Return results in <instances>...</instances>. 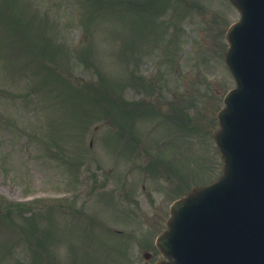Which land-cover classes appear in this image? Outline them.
<instances>
[{
	"label": "rangeland",
	"instance_id": "1",
	"mask_svg": "<svg viewBox=\"0 0 264 264\" xmlns=\"http://www.w3.org/2000/svg\"><path fill=\"white\" fill-rule=\"evenodd\" d=\"M76 1L77 5L75 0H39L40 10L34 6L32 10L37 22L21 39L15 37L13 29L8 34L0 24V203H4L3 207L0 204V264H8V260L28 264L34 258L35 264H153L152 258L146 263L142 257L144 250L151 251V245L145 248L131 244L140 235L146 239L150 230V221L133 208L141 214L143 196L156 194L161 205L155 208L165 211L175 196L173 192L177 196L186 185L213 181L220 173L222 161L211 131L218 127L215 113L223 105L224 93L234 86L223 59L227 47L224 34L227 26L239 18V12L229 0H161L164 12H159L158 19L164 22L172 14L175 19L171 22L182 35L175 43L177 48L183 43L182 54L176 53L181 61L170 67V41L163 37L158 42L160 36L153 38L147 22L141 23L145 33V41L140 39L141 47L149 53L156 43L161 48L156 57L138 60L137 50L131 49V54L124 42L123 51L131 54L137 66L130 71L131 80L134 83L135 78L139 88H127L124 97H143L141 102L127 104L124 117L116 123L110 115L103 121L93 119V111L85 134L73 145V138L79 136L81 118L91 117L87 115L90 100L83 92L93 99L96 98L91 93L108 92V87L119 93L118 86L124 84L127 69L123 51H119L120 40L111 42L115 15L119 17L117 34L126 30V24L120 22L123 6L114 4L112 10L97 7L96 0ZM13 5V0L2 3L12 18ZM149 6L156 9L151 2ZM43 16L50 23L43 31L52 32L53 37L39 29L38 18ZM149 18L154 24L156 18ZM18 19L20 27L22 21ZM169 29V25L158 27L168 37ZM130 32L131 26L126 34L131 35ZM27 42L33 45H26ZM47 42L50 49L46 48ZM26 53L32 54L35 62ZM72 66L77 76L86 78V74L93 73L90 79H80L82 83L94 79L95 84L90 86L98 91L84 88L80 93H67L70 85L63 80L76 77ZM50 68L55 69L54 74ZM58 73L65 79L58 78ZM141 77L146 80L145 89H141ZM30 84L39 97H44L41 108L38 100L33 104L26 93ZM152 84L155 92L148 95ZM73 89L80 91L79 86ZM99 98L102 103L105 101V97ZM80 102L85 111L82 108L79 116ZM121 104L117 103V110ZM189 129L191 133L187 132ZM40 130L43 138L54 140L48 145L56 153L66 151L64 159H69L75 146L73 155L87 165L74 184L69 183L74 168L66 169L58 155L46 149ZM135 138L139 145L133 143ZM154 166L160 168L161 174L153 171L145 180L147 171ZM161 179L166 186L171 184L172 191L166 187L155 190L154 183ZM120 180L127 181L125 186ZM142 182L146 188L140 189ZM127 187L135 189L133 197L126 196ZM4 201L28 203L20 204L24 208L19 211L16 204ZM29 216L36 219V229L29 226ZM109 226L132 234H117ZM20 237H24L22 244ZM42 237H49L48 244L36 241H42ZM43 245L49 247V253ZM9 250L13 252L10 257L5 255ZM37 251L40 254L36 256Z\"/></svg>",
	"mask_w": 264,
	"mask_h": 264
},
{
	"label": "water",
	"instance_id": "2",
	"mask_svg": "<svg viewBox=\"0 0 264 264\" xmlns=\"http://www.w3.org/2000/svg\"><path fill=\"white\" fill-rule=\"evenodd\" d=\"M231 1L242 18L227 31L226 62L238 85L213 133L224 174L172 205L157 239L171 261L156 264H264V0Z\"/></svg>",
	"mask_w": 264,
	"mask_h": 264
},
{
	"label": "trees",
	"instance_id": "3",
	"mask_svg": "<svg viewBox=\"0 0 264 264\" xmlns=\"http://www.w3.org/2000/svg\"><path fill=\"white\" fill-rule=\"evenodd\" d=\"M78 85V84H77ZM79 87H80V90L82 91L84 88H86L87 90H91V89H95L96 87H92V86H85V85H83V84H80V85H78ZM83 94L86 96L87 94L85 93V92H83ZM95 96H101V97H105L103 94H100L99 92H98V95H95ZM106 99L107 100H109V101H111V102H114V100H112V99H108L107 97H106Z\"/></svg>",
	"mask_w": 264,
	"mask_h": 264
},
{
	"label": "flooded vegetation",
	"instance_id": "4",
	"mask_svg": "<svg viewBox=\"0 0 264 264\" xmlns=\"http://www.w3.org/2000/svg\"><path fill=\"white\" fill-rule=\"evenodd\" d=\"M145 202L147 203V205L149 206V204H148V199L147 198H145ZM119 244H128V243H119ZM148 244H151V243H148Z\"/></svg>",
	"mask_w": 264,
	"mask_h": 264
}]
</instances>
